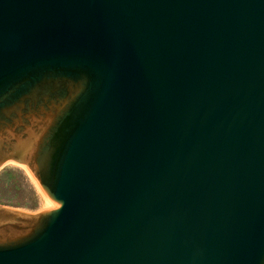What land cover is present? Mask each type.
Returning a JSON list of instances; mask_svg holds the SVG:
<instances>
[{"label":"water","instance_id":"95a60500","mask_svg":"<svg viewBox=\"0 0 264 264\" xmlns=\"http://www.w3.org/2000/svg\"><path fill=\"white\" fill-rule=\"evenodd\" d=\"M0 264H264V0H0Z\"/></svg>","mask_w":264,"mask_h":264},{"label":"rangeland","instance_id":"374dc122","mask_svg":"<svg viewBox=\"0 0 264 264\" xmlns=\"http://www.w3.org/2000/svg\"><path fill=\"white\" fill-rule=\"evenodd\" d=\"M44 202L32 178L21 166L5 163L0 168V206L35 213L52 207L51 203L48 206Z\"/></svg>","mask_w":264,"mask_h":264},{"label":"bare ground","instance_id":"6f19581e","mask_svg":"<svg viewBox=\"0 0 264 264\" xmlns=\"http://www.w3.org/2000/svg\"><path fill=\"white\" fill-rule=\"evenodd\" d=\"M14 164H15V163H14ZM22 168H23V167H22ZM23 169L27 172V170H26L25 168H23ZM27 173H28V172H27ZM28 175H29V174H28ZM29 176H30V175H29ZM44 203H45V205H48V206L50 205L49 202H46V201H45Z\"/></svg>","mask_w":264,"mask_h":264}]
</instances>
